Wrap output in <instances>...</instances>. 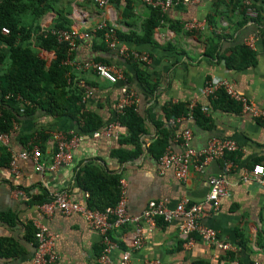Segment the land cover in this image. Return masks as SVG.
Returning a JSON list of instances; mask_svg holds the SVG:
<instances>
[{"label": "crops", "instance_id": "0c3cea01", "mask_svg": "<svg viewBox=\"0 0 264 264\" xmlns=\"http://www.w3.org/2000/svg\"><path fill=\"white\" fill-rule=\"evenodd\" d=\"M235 1L198 0L170 7L163 14L156 9L158 17L150 40L134 43L119 38L148 53L150 60L143 63L120 56L95 29L104 20L116 28L117 34L121 31L138 38L155 8L142 0H110L103 8L88 0H46L47 10L33 23L31 47L49 64L55 52L37 45L38 34L53 28L79 35L87 33L76 42L73 57L78 61L99 58L122 69L127 86L135 93L134 111L143 122L144 132L136 143L122 141L128 131L121 124L114 136L94 137L93 132L81 133L77 120L68 115L53 116L40 109L25 113L28 102H6L7 114L13 109V118L7 131L8 145L0 141V158L2 149L8 154L7 161H0V264H31L37 222L46 224L54 237V264H99L100 234L79 213L64 214L58 208L46 211L29 202L32 195L46 191L49 195L66 193L72 201L87 205L89 192L82 189L80 182L85 165L124 179L126 206L132 215H140L150 201H164L170 208L182 198L202 203L200 223L213 228L221 241L235 247L222 251L198 235L191 245L185 246L179 233L180 219H158L153 227L142 223L143 243L134 249L131 241L135 225L128 223L111 231L112 239L119 245L111 254V264H118L124 250L130 252L129 264H264V188L242 178L245 170L264 162V117L242 111L237 102L225 100L220 92L213 98L200 91L208 78H225L264 109V0H251L258 13L255 18L248 17L245 10L241 14ZM126 2L128 8L124 9ZM192 19L205 20L206 27L200 31L184 30L182 24ZM241 44L254 52L255 62L239 69L227 68L219 55ZM0 49H5V45L0 43ZM64 66L68 68L67 82L85 88L83 111L98 117L102 123L99 129H103L115 117L124 82H110L91 69ZM138 73H143L145 82L139 80ZM191 100L200 111L197 119L185 115L166 117V106H188ZM181 116L184 117L178 119ZM56 129L80 134L82 139L72 149L68 166L52 168V132ZM186 130L190 131L189 143L195 149L203 148L212 137L234 140L238 149L208 161L201 171L191 167L186 180L177 179L173 169L163 168L158 158L168 149L181 152V134ZM162 138L166 141L164 148L157 143ZM30 141L40 148L42 169H37L32 159L15 157ZM118 149L131 156L121 161L114 155ZM161 149L163 153L158 157ZM210 175H223L230 193L216 206L206 199ZM241 238L246 241L245 247L237 243Z\"/></svg>", "mask_w": 264, "mask_h": 264}, {"label": "built area", "instance_id": "2783aa9c", "mask_svg": "<svg viewBox=\"0 0 264 264\" xmlns=\"http://www.w3.org/2000/svg\"><path fill=\"white\" fill-rule=\"evenodd\" d=\"M84 1V0H76ZM98 7L103 8L110 0H88ZM124 1V0H122ZM143 3L149 7L158 9L163 14L170 7L178 5H186L194 3L198 0H142ZM240 1L245 13L250 18L257 17V10L254 8L251 0H237ZM186 31H200L206 27L205 20L192 19L182 24ZM97 31L102 32V37L106 45L115 50L120 56L133 58L143 63L150 60L148 53L136 50L125 42L119 39L116 28L109 25L106 21L101 20L97 25ZM3 33H8L7 27H2ZM54 35L58 42L67 44V54L62 63L64 65H73L77 69H91L97 75L108 79L110 82L123 81L121 86L122 97L119 99L116 109L115 117L108 122L103 129L95 130L92 133L94 137L105 135L111 137L117 134L116 130L121 126L120 116L125 110L135 105V93L130 89L126 82L125 76L119 67L109 65L101 61L88 60L78 61L73 56L76 48V42L82 36L74 31L67 29L53 28L48 31ZM253 46L252 42L248 43ZM71 80V79H69ZM201 94L216 98L220 91H223L230 99L237 102L241 110L251 114L254 117H264V109L260 108L252 99L237 91L232 83L225 78L211 77L205 80L201 89ZM9 101H20L27 103L21 95L13 93L0 94V117L3 113L4 103ZM29 103V102H28ZM196 103L191 100L188 103V111L185 117H191L192 111ZM184 116L179 117L181 119ZM190 131L186 130L181 134V142L183 150L175 152L170 149L166 150L158 161L163 168L171 167L177 179L186 180L191 167L201 171L208 161L224 156L227 152H233L238 149V145L234 140L228 138L212 137L208 140L207 145L201 149H195L189 143ZM54 141V155L52 168H59L61 166H68L72 162V149L75 148L82 139L80 134L68 133L56 129L52 132ZM0 141L7 146L8 134L0 131ZM41 151L38 145L30 141L21 152L17 153L15 157L22 159H32L37 169H42L43 165L39 162ZM11 165L15 168L14 161ZM242 178L244 181L252 180L264 188V166L263 164H255L251 169L243 172ZM209 191L206 196L207 201L216 204L221 198L230 195L227 187V182L223 175H210L208 177ZM124 179H119L120 195L115 205L108 206L102 210L90 208L88 205L72 201L66 193H54L51 195L49 202L40 204L46 211H52L55 208L60 209L64 214L79 213L86 221V223L94 230L98 231L101 239V250L97 257L99 264H111V254L119 247L118 243L111 237V231L128 223L135 225L134 235L131 241L134 249H137L143 243V225L154 226L158 219L164 222H169L174 219H180L179 233L185 242V246L191 245L195 240V235H198L203 242L210 244L222 251L232 250L235 247L227 242L221 241L216 231L200 223V217L203 214L202 203L191 202L188 198H182L173 208L166 206L164 201H150L140 215H132L128 212L126 206V198L124 196ZM21 193V191H19ZM88 194H86V197ZM34 238L36 242L35 252L31 264H54L57 260V255L54 252V237L50 233L46 224L37 222L35 224ZM130 252L122 251L118 264H129ZM149 264H156L150 262ZM258 264V263H255Z\"/></svg>", "mask_w": 264, "mask_h": 264}, {"label": "trees", "instance_id": "16d2710c", "mask_svg": "<svg viewBox=\"0 0 264 264\" xmlns=\"http://www.w3.org/2000/svg\"><path fill=\"white\" fill-rule=\"evenodd\" d=\"M45 2L46 0H0V43L5 45V49H0V94L21 95L24 100L29 102V105L25 106V113L40 109L53 116L68 115L77 120L81 133L91 134L94 130L102 127V123L98 117L83 111L81 100L85 90L84 86L72 81L69 83L65 78L68 68L62 64V60L67 54V44L58 42L57 38L49 32L37 35V45L40 48L55 52V58L49 64L31 47L30 38L35 32L33 23H36L38 18L47 10L48 7ZM235 3L243 14L244 9L241 4L237 1ZM127 8L126 2L124 9ZM157 17L158 11L154 9L152 16L143 23L140 37L133 38L132 35L121 31L118 32V37L134 43L150 40ZM2 27H7L9 32L3 33ZM56 27H61V25H56ZM97 34L102 38V32ZM218 58L223 60L227 68L236 69L255 62L254 52L244 44L234 46L229 53H222ZM96 60L102 61L99 58ZM138 77L142 83L145 82L143 73H138ZM219 95L234 103L223 91H220ZM6 108L8 106L4 103L3 113L0 117V131L2 132H7L10 129L11 118H13V109H9L7 114ZM134 108L133 105L128 107L120 116L121 124L128 131V135L122 138V141L131 143H136L139 136L144 132L143 122L137 116ZM187 111V103H174L165 107L167 118L186 115ZM199 115L200 111L195 106L192 117L197 119ZM262 123L264 124V119H262ZM25 139L27 140L28 137ZM157 143H161L162 148L166 145L163 138ZM162 153L163 150L161 149L157 154L158 157ZM115 154L121 161L131 156L130 153H123L119 149L114 151ZM7 160L8 154L4 148L0 161L5 162ZM256 162L260 161L257 160ZM119 179L120 175L118 174H109L91 165H85L83 174L80 176V182L82 189L89 192L87 205L99 210L115 205L120 195ZM50 200L51 195L46 191L29 198L31 204L38 205ZM237 243L239 246L245 247L246 241L241 238ZM0 254H3L1 250ZM227 254L232 256L231 252ZM193 264L208 263L196 261Z\"/></svg>", "mask_w": 264, "mask_h": 264}]
</instances>
